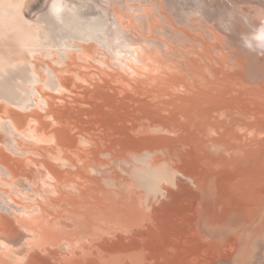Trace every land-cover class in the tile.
Masks as SVG:
<instances>
[{"label": "bare ground", "instance_id": "bare-ground-1", "mask_svg": "<svg viewBox=\"0 0 264 264\" xmlns=\"http://www.w3.org/2000/svg\"><path fill=\"white\" fill-rule=\"evenodd\" d=\"M0 264H264V0H0Z\"/></svg>", "mask_w": 264, "mask_h": 264}, {"label": "rangeland", "instance_id": "rangeland-1", "mask_svg": "<svg viewBox=\"0 0 264 264\" xmlns=\"http://www.w3.org/2000/svg\"><path fill=\"white\" fill-rule=\"evenodd\" d=\"M80 165H82V164L80 163Z\"/></svg>", "mask_w": 264, "mask_h": 264}]
</instances>
